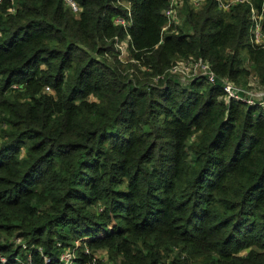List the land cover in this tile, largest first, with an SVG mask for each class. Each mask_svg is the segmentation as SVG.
I'll list each match as a JSON object with an SVG mask.
<instances>
[{"label":"trees","instance_id":"trees-1","mask_svg":"<svg viewBox=\"0 0 264 264\" xmlns=\"http://www.w3.org/2000/svg\"><path fill=\"white\" fill-rule=\"evenodd\" d=\"M75 1L0 0V264H264V110L221 99L264 86L249 5Z\"/></svg>","mask_w":264,"mask_h":264},{"label":"built area","instance_id":"built-area-1","mask_svg":"<svg viewBox=\"0 0 264 264\" xmlns=\"http://www.w3.org/2000/svg\"><path fill=\"white\" fill-rule=\"evenodd\" d=\"M65 5L74 13L81 11L80 6L75 0H63ZM205 0H169L164 10L165 25L162 31L176 30L182 23L180 9L184 3L198 7ZM245 3L249 5V42L252 46L264 48V2L260 9L254 7L249 0H215L216 8L221 11H228L232 6ZM130 13L128 7L125 6ZM113 24L127 27L131 23L130 18L116 16L112 19ZM127 38H129L127 36ZM121 56L125 55V48L122 43L116 45ZM167 73L175 77L182 83H189L196 79H203L208 85H214L218 80L216 73L212 70L210 64L202 57H191L188 59H179L169 67ZM222 98L225 102L240 101L247 106H254L264 110V86H259L250 81L246 86L241 87L235 84L231 79L223 78L221 81ZM68 252V251H67ZM63 260L68 261L71 254L61 256Z\"/></svg>","mask_w":264,"mask_h":264},{"label":"rangeland","instance_id":"rangeland-1","mask_svg":"<svg viewBox=\"0 0 264 264\" xmlns=\"http://www.w3.org/2000/svg\"><path fill=\"white\" fill-rule=\"evenodd\" d=\"M165 32H167V31H164V33ZM123 45H124V48H125V53L124 54H128L127 52H128V44H127V41H123V43H122ZM127 48V49H126ZM179 60V59H178ZM177 61V60H176ZM168 70V69H167ZM166 70V71H167ZM249 79H250V77H249ZM201 80H203V79H201ZM205 83H206V81L205 80H203ZM180 82V81H179ZM182 83V82H181ZM52 92V91H51ZM221 99H225V98H222L221 97ZM75 244L76 245H80V241L79 240H77L76 242H75ZM87 248V247H86ZM91 248V247H90ZM70 253V252H69ZM66 254H68V252H67V250L63 253V255H66ZM71 254V253H70Z\"/></svg>","mask_w":264,"mask_h":264}]
</instances>
